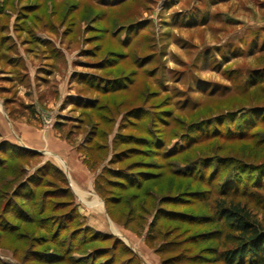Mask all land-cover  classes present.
<instances>
[{
    "label": "rangeland",
    "instance_id": "374dc122",
    "mask_svg": "<svg viewBox=\"0 0 264 264\" xmlns=\"http://www.w3.org/2000/svg\"><path fill=\"white\" fill-rule=\"evenodd\" d=\"M0 54L11 115L30 111L17 94L25 64L40 67L38 85L55 70L45 99L58 79L65 98L36 123L60 113L90 172L74 185L54 155L0 143V264H226L205 250L230 248V229L208 218L252 140L219 134L236 123L227 114L264 110V0H0ZM248 132L261 140L264 124ZM216 230L218 241L198 238Z\"/></svg>",
    "mask_w": 264,
    "mask_h": 264
},
{
    "label": "trees",
    "instance_id": "16d2710c",
    "mask_svg": "<svg viewBox=\"0 0 264 264\" xmlns=\"http://www.w3.org/2000/svg\"><path fill=\"white\" fill-rule=\"evenodd\" d=\"M10 62L9 60V64ZM78 81V84H82L80 79H78ZM260 81L261 78H257L256 75L250 78L249 84L253 86ZM89 84H91V82H89ZM118 89V86H110L108 88L106 87L105 91H116ZM75 97L78 98V101H84L83 103L76 102L75 104L77 107L88 110L89 113L94 110L95 99L88 100L81 96ZM24 107L30 110L31 113H34L31 106ZM252 111H245L242 116H238L236 114L237 112L227 114V119L230 120L233 117V120H231H236V123L235 125L229 123L226 126L227 129L225 132H223V134L220 132L219 134L228 140H252V143L245 146L240 153H237L236 157L238 158L232 161L235 164L230 171L232 173H229L227 177L228 183L226 189L223 191L225 198L228 199L227 206L224 205V207H220L216 220H214L213 217L208 218L213 221V223L222 221L230 229V232L224 236L226 242L231 243L230 248L222 250L221 252H217V248L215 247H207V250H205L207 255H211V259L216 261L221 260L226 264H264V222L263 217L259 216V211L264 213V200L257 195V191L264 192V138L257 140L255 134H250L248 132L251 125L254 127L256 124H264V110H261L259 114ZM252 113L256 114H254L255 117L250 116ZM245 114L248 116H244ZM60 123L61 122H57L55 126L59 127V125H62ZM127 137L128 139L130 138L129 136ZM136 141H141V139L136 138ZM141 142L146 143L145 140ZM0 143L6 144L8 142L1 141ZM134 151L135 150H133V152ZM18 156L23 157V154H19ZM243 157L245 159H243ZM261 157H263V160ZM228 164L230 165L231 163ZM108 173L114 174L115 177L120 176V179L126 180L122 170L108 169ZM141 175L148 176L147 173L143 172ZM105 182L109 185L122 188L126 187V184H123V182L119 180L105 179ZM240 187L241 189H239ZM237 196L246 199V201L244 203L237 201ZM108 203L110 202L108 201ZM250 203L253 204L252 207L249 205ZM167 213L170 216L173 214L177 215V213ZM154 223L155 222H152L149 225L148 231H153ZM220 237H222L221 230L203 233L198 236L202 242H215L218 241Z\"/></svg>",
    "mask_w": 264,
    "mask_h": 264
},
{
    "label": "crops",
    "instance_id": "0c3cea01",
    "mask_svg": "<svg viewBox=\"0 0 264 264\" xmlns=\"http://www.w3.org/2000/svg\"><path fill=\"white\" fill-rule=\"evenodd\" d=\"M60 55L62 56V54ZM25 66L27 67V71H25V79H28L29 82H27L26 86L23 88L18 89L17 94L20 98L19 103L23 106H31L34 113L29 111V113L21 112L18 114L13 113L12 115L9 114L8 110L5 109L6 98L2 96V94H4L2 92H8L10 91V88H7L6 86L4 87V85L0 83V142L6 141L19 148L36 152L37 154L42 155V157L45 154L54 155V157L61 159L65 164L69 172V177L74 185H76L78 179L81 177H87V175H90V172L82 164V161H79L78 158H76L77 150H73L75 147L67 141L66 137L62 136L58 127L55 126L57 122L61 121L58 120L60 113L56 115L54 113V118L50 119L51 127L40 128L41 126L36 123L37 120L41 123V120L46 118L42 115H38L37 108L44 113V110L47 109L46 107H51L50 103L55 98V100H59L60 98L64 100L65 97H63L59 87L62 85V82L58 84L60 82V79H58L56 81L57 83L55 82L54 84L56 89H53V98L51 99L49 97V99H45L46 96L44 94L46 92L44 93V86L45 84H48L47 80L50 79L49 76L55 73V70L53 71L54 73L50 72L51 75L48 73L47 78L41 80L43 83L38 85L32 81V74L40 67L30 66V69L27 64H25ZM4 73H6V70L0 68V81H3V78L6 75ZM42 107L46 109H43ZM94 202L98 203L96 198H94Z\"/></svg>",
    "mask_w": 264,
    "mask_h": 264
}]
</instances>
